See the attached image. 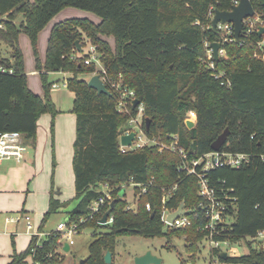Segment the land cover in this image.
Returning a JSON list of instances; mask_svg holds the SVG:
<instances>
[{"label":"trees","instance_id":"1","mask_svg":"<svg viewBox=\"0 0 264 264\" xmlns=\"http://www.w3.org/2000/svg\"><path fill=\"white\" fill-rule=\"evenodd\" d=\"M254 12L264 20V0H249ZM73 7L91 12L99 18L67 19L50 30L44 66L37 58L36 41L39 32L60 11ZM233 0H0V17L7 16L6 31H0V66L12 69V74H0V133L18 132L25 144L34 145L37 121L41 115L55 117L58 111L51 99L52 82L49 73H66V89L73 93L72 113L75 115L72 170L76 206L70 211L68 223H77L78 232L92 230L87 257L78 264H106L104 255L111 253L113 263L116 240L124 236L184 238L190 258L206 236L205 220L198 205L197 180L178 172L180 158L158 146L120 152L119 137L127 122L143 106L142 129L150 138L169 143L178 136V145L188 159L211 152V145L227 130L220 150L244 153L249 163L239 169L221 167L206 175L209 184L232 190L236 201L227 205L230 224H223L217 237L236 243L264 230V61L254 55L264 52L263 41L256 32L238 42L221 44L225 52L207 67L203 42L220 43L221 36L210 28L209 10L230 11ZM22 21L16 26L14 21ZM21 33L32 46L35 67L41 78L43 97L32 93L26 83L24 62L18 44ZM96 46L105 69L107 94H98L87 86L83 76H91L93 63L86 65L83 53L86 45ZM113 40V48L108 39ZM78 41L81 51L75 42ZM1 45L8 49L2 55ZM88 50V47H87ZM223 73V77L215 75ZM229 82V86L221 82ZM118 85V90L110 87ZM131 92L139 104L127 112H118L121 93ZM194 111L196 125L187 129L185 114ZM150 120L148 131L144 120ZM261 156L263 158H261ZM146 184L144 194L136 198V208L127 209L125 193L119 197L122 185L129 182ZM102 185L111 189V200L105 202L90 217V206L102 193ZM162 204L160 188L172 189ZM135 196L139 189L132 187ZM114 201L112 207L110 203ZM68 202L61 203L50 194L48 208L39 227L41 232L50 216ZM150 205L147 211L145 204ZM182 204L188 210L191 225L181 229H166L160 219L163 207L173 210ZM112 222L101 224L106 212ZM84 220L80 224V221ZM103 230L104 232H98ZM53 234L40 240L31 237L27 249L14 253L8 264H59L60 244ZM248 252L229 258L230 264H263L264 253L247 245ZM181 264H192L182 260Z\"/></svg>","mask_w":264,"mask_h":264},{"label":"built area","instance_id":"2","mask_svg":"<svg viewBox=\"0 0 264 264\" xmlns=\"http://www.w3.org/2000/svg\"><path fill=\"white\" fill-rule=\"evenodd\" d=\"M238 4V0H233V6ZM214 9H210L208 16L210 19L213 18ZM7 20V16L3 15L0 17V31L5 32L6 26L5 22ZM242 31L240 36L246 37L253 32H257L259 27L264 26V20L260 15H257L254 12L252 17H248L243 19L242 21ZM211 28V26H210ZM215 32L221 36L220 49L218 50V57L224 56L225 52L221 47V44L227 41H234L233 37V25L230 23L216 25ZM240 38V37H239ZM204 47L206 49V59L202 60L203 63L207 65L208 68L214 69V60L212 56L211 43L203 42ZM264 45V35L263 41L258 44L259 47ZM255 57H259L264 61V52L261 54L254 55ZM86 65L93 63L95 65L94 72L92 75L98 74L106 85V77H105V69L100 62V54L96 51V46L90 45L87 50V58L84 60ZM99 67H98V66ZM7 73L12 74V69H6L3 66H0V74ZM91 75V76H92ZM223 73H219L215 75V78L223 77ZM221 84H226L229 86V82H221ZM62 87L66 89V80L61 83ZM57 87V84H53L52 88ZM110 87L114 90H118V85L111 84ZM131 92H123L121 93V98L117 105L118 112H127L128 106L133 105ZM143 106L141 104L138 105L137 113L134 117H131L127 122V127L122 132V135H128L131 132L134 133V138L131 141L130 146H124L120 144L119 137V147L121 153H126L133 150H140L144 147L149 146H158L160 151L167 150L171 153L177 154L180 158V165L178 167L179 173H184L187 176H193L197 180L198 187V196H200L201 201L199 202V209L203 213V217L205 220V225L203 230L207 232L206 236L201 240L199 244L203 241H207L210 253L212 255L211 264H230L227 263L229 258L239 257L245 255L248 252V243H250L252 249L257 250L259 252L264 253V230H258L253 236L248 237L246 239H241L236 243H231L229 240H223L217 238L220 233L223 231V224H230L229 218L226 210L227 205L232 206L236 201L235 197L231 196L232 190L225 189L223 186H220L216 189V187L209 184L206 175L210 172V170L221 168V167H229L232 169H239L242 166H245L249 163L250 156L244 153H232L227 151L219 150L217 152L211 151L209 153L203 154L200 157L190 158L184 152L182 148L178 145V136L172 135L170 137L169 143L160 142L158 139L148 137L144 130L142 129L143 123ZM140 118V120H138ZM190 121L193 122L194 127L196 125V114L194 111H188L185 114L183 119V123ZM135 127V131L133 129ZM193 127V128H194ZM137 129V131H136ZM27 151V145L23 140L22 134L18 132H3L0 133V165L5 161H15L17 163L23 160L24 154ZM261 158H263L261 156ZM152 181H149L146 184H135L132 181L129 182L128 187H136L139 189V193L137 196L134 195V199L138 197V195L144 194L148 187H153ZM124 189V193L126 192V185L121 186ZM176 187V185L172 189L160 188L162 191V204L165 203L166 198L170 195L171 191ZM133 190V189H132ZM102 193V196L98 198V200L94 201L90 206V217L93 214H96L100 207L105 202H110L111 200V189L107 185H102L99 190ZM136 204H130L127 206V209H135ZM145 208L147 211H150V205L145 204ZM178 208L169 210L163 207L162 212L160 214V219L164 225L165 229H181L186 228L191 225V221L188 217V210L184 209L182 206V212L179 214L171 223L167 222V216L173 212H175ZM24 221L26 223V231L31 235V237H36V246H40V240L45 236L53 234L55 237H58L59 247L67 244L70 248L74 244L73 236L78 234V224L77 223H68V220L62 221L57 224L55 230L50 231L48 233L42 232H32L33 228L31 225V218L29 215L24 217ZM84 220L80 221V224L83 223ZM112 217L107 218L106 223H111ZM64 240L62 243L61 241ZM240 250H242L240 252ZM225 253L226 258L222 259L220 255ZM28 264H38L37 262H29ZM264 264V258H263Z\"/></svg>","mask_w":264,"mask_h":264},{"label":"rangeland","instance_id":"3","mask_svg":"<svg viewBox=\"0 0 264 264\" xmlns=\"http://www.w3.org/2000/svg\"><path fill=\"white\" fill-rule=\"evenodd\" d=\"M75 18L88 19L92 22H97L99 19L95 14L91 12L73 7H66L62 11H60L44 26V28L39 32L37 36L36 53L41 67L44 66L47 39L52 27L61 21ZM21 21L22 18L18 16L17 19L14 21V24L17 26ZM83 43L86 45V47L83 49V53L86 54L87 47H89V44L85 38H83ZM108 43L110 47L113 48V40L111 38L108 39ZM18 44L23 55L27 87L32 93L38 96H43L44 90L41 83L40 74L35 67L36 57L28 37L25 34L21 33V35L19 36ZM1 51L2 55L8 56V49L5 45H1ZM61 77V74L49 73L47 76V81L52 82L56 79H61ZM89 77L90 76H83L86 81H88ZM61 83L62 80H59L58 89L51 90L50 95L54 99L56 106L60 110L64 112H68V110H70L72 113V94L67 89H64ZM138 120H140V118ZM133 129L135 131V127H133ZM4 165L0 168V181H4L5 183L8 180L11 181V185L7 188L9 190L8 196L10 198H14V203L16 204H14V207L11 209V212H4L2 214H9V217L12 218L11 221H13V219L18 218V214H20V212H15V210H19L22 208L24 211L30 213L29 216L32 219V225L35 227V225L39 223V220L41 219L42 214L45 212L47 207L48 198L45 196V194L41 193L40 191L43 185V176H36L35 173H32L29 176V174H27L28 172L23 168V164H16V169L10 175H8L3 173ZM53 169L54 165H52V169L50 172V181H52L53 179ZM66 177L67 176H64V181H67ZM50 190L52 191V189L49 188V191ZM73 193L74 188H72V185L70 186V188L66 187L65 195L69 197V210L74 208L78 203V200L74 199L75 195H72ZM18 196H20V199H18ZM125 196L126 200L130 204L136 203L131 187H126ZM17 199L20 200L18 204L16 202ZM6 202L9 206L12 205V203L8 200H6ZM62 219L63 215L61 213L52 214L44 226L45 230L41 232L47 233L50 232V230H55L57 224ZM229 222L232 223L233 219H230ZM1 228L2 225L0 226V230ZM7 229L9 230L8 232L11 234L15 232L14 227L9 226ZM17 231L22 232V240L17 242V245H25V242L28 241V236L23 234L24 224H20L17 228ZM33 231L35 232L36 229H33ZM165 231L166 229L164 228L163 232ZM91 232L92 230L85 229L82 232L74 235L72 237L74 240V244L70 247V250L67 252L63 251L62 247H59L57 249V253L59 254V256L62 257V261L59 264H78L80 261L84 260L88 254L87 247L91 241ZM98 232L104 231L99 230ZM11 234H9L7 237L0 238V245L4 242V245L6 247L4 253L10 254L14 249V246H12L11 243ZM17 238H19V236ZM61 242L63 243L64 240H62ZM185 246L186 243L184 238H168L166 236L156 238H144L141 236L119 237L116 240L114 248L113 263L135 264L134 260L136 257L141 256L146 252H150L151 254L159 257L162 261V264H181L182 260H189L190 262H192V264H211V260L213 258L210 253V248L207 241H203L201 244L198 245V252L194 254L191 258L190 254L186 251ZM241 251L242 250H240V252ZM0 259H2L0 260V264H5V260L7 259L6 256H2L0 257Z\"/></svg>","mask_w":264,"mask_h":264},{"label":"crops","instance_id":"4","mask_svg":"<svg viewBox=\"0 0 264 264\" xmlns=\"http://www.w3.org/2000/svg\"><path fill=\"white\" fill-rule=\"evenodd\" d=\"M98 22L99 19L95 23ZM57 73L61 74L62 77L61 79L52 81L53 84H57V87L52 88L51 90L58 89L59 80H62L63 82L69 77V75L66 73ZM71 94L72 98H74L73 93ZM40 97L43 96L40 95ZM51 99L55 105L56 110L58 111V114L53 118L49 114H44L39 117L37 121L35 143L34 145L27 144V151L24 154L23 160L19 163L15 161H5L0 165L1 168L5 163L3 167V173L8 175H10L16 169V164H23V168L28 172L27 174H29V176L32 173H35L36 176H43V185L40 191L48 198L45 212L48 208V201L51 193H53L54 198L59 200L61 203H69V197L65 195V189L66 187L70 188L71 185L72 188H74V175L72 170V146L75 139V115L71 113L70 110H68V112L60 110L56 106L54 99L52 97ZM52 165H54V169L52 170L53 179L52 181H50L49 178ZM64 176H67V181H64ZM10 185V180H8L6 183L4 181H0V210H2L0 211V226L2 225V228L0 230V238L7 237L9 234H11L7 229L9 226L15 228V232L10 235V238H12V246H14L12 253H4L6 249L4 242L0 245V257L6 256L7 258L5 260V264H8V262L10 261V257L14 253L20 254L24 252L29 246L31 240V235L27 233L26 223L24 221V217L26 215H30L29 212L24 211L22 208L19 210H15V212H20V214H18L19 217L13 219V221H11L12 218L9 217V214H2L4 212H11L14 204H16L14 203V198H10L8 196L9 190L7 188ZM49 188L52 189V191L50 190L51 192L49 191ZM72 195H75V190ZM18 199H20V196H18ZM18 199L16 200L17 204L20 202V200ZM6 200L11 202L12 205L9 206ZM68 203L65 207L60 208L56 212L63 215V219L61 221L68 220L70 217L69 213L73 208L69 210ZM45 212L42 214V217ZM42 217L39 220V223L35 225V227L32 225L31 219L32 228L36 229L37 232H40L39 227L42 221ZM61 221H59V223ZM20 224H24L23 234L28 236V241L25 242V245L21 244V246H18L17 242L22 240V232L17 231V228ZM44 230L45 227L42 229V231ZM18 236L19 238H17ZM69 250L70 248L68 249V251Z\"/></svg>","mask_w":264,"mask_h":264},{"label":"water","instance_id":"5","mask_svg":"<svg viewBox=\"0 0 264 264\" xmlns=\"http://www.w3.org/2000/svg\"><path fill=\"white\" fill-rule=\"evenodd\" d=\"M254 15V9L250 3L249 0H238V4L236 6H233L230 11H220L218 9H214L213 11V18L211 19L210 26L212 31H215L216 25L218 23L220 24H225V23H230L233 25V37L234 41L238 42L243 25L242 21L245 18L252 17ZM256 34L261 37L264 35V26L259 27L257 30ZM75 46L78 51H81V47L78 41L75 42ZM220 49V44L217 42H214L211 44V50H212V56L214 61H219L218 57V50ZM87 86L89 88L94 89L98 94H107L109 95V91L106 88V85L103 83L101 80L100 76L98 74L92 75L89 77L87 81ZM139 104L138 100L133 101L132 108H135ZM145 129L148 131L149 126H150V120L145 119ZM185 127L187 129H192L194 127L193 122L187 121L185 122ZM227 130L222 132L217 139L212 143L211 145V150L214 152H217L221 149V147L224 145L226 138H227ZM134 138V133L131 132L128 135H122L120 137V144L124 146H130L131 141ZM124 195V189L121 190L119 193V197H123ZM114 204V201L110 203V207H112ZM182 204L179 205L178 209L169 214L167 216V222L171 223L179 214L182 212ZM109 216V212L107 211L102 219L100 220L101 224H105L107 221V218ZM63 251L67 252L69 247L67 244H64L63 246ZM222 259L226 258L225 253H222L220 255ZM104 261L106 264H109L111 262V253L106 252L104 255ZM161 259L150 252H146L145 254L138 256L135 258L134 263L135 264H162Z\"/></svg>","mask_w":264,"mask_h":264}]
</instances>
